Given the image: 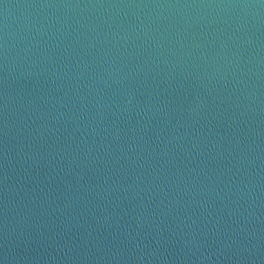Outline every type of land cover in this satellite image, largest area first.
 <instances>
[{"label":"water","instance_id":"1","mask_svg":"<svg viewBox=\"0 0 264 264\" xmlns=\"http://www.w3.org/2000/svg\"><path fill=\"white\" fill-rule=\"evenodd\" d=\"M0 264H264V0H0Z\"/></svg>","mask_w":264,"mask_h":264}]
</instances>
